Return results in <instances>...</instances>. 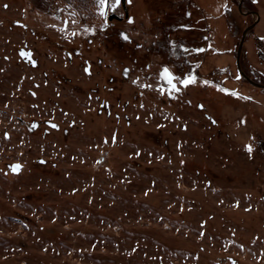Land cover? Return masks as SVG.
I'll use <instances>...</instances> for the list:
<instances>
[{
	"label": "rangeland",
	"instance_id": "1",
	"mask_svg": "<svg viewBox=\"0 0 264 264\" xmlns=\"http://www.w3.org/2000/svg\"><path fill=\"white\" fill-rule=\"evenodd\" d=\"M239 1L0 0V264H264V88L236 64L256 11L264 83V0ZM165 66L194 82L161 92Z\"/></svg>",
	"mask_w": 264,
	"mask_h": 264
},
{
	"label": "snow or ice",
	"instance_id": "2",
	"mask_svg": "<svg viewBox=\"0 0 264 264\" xmlns=\"http://www.w3.org/2000/svg\"><path fill=\"white\" fill-rule=\"evenodd\" d=\"M130 2V0H129ZM120 3V0H114V3L111 4V7L114 9L116 7V5H118ZM95 4H96V12L99 16L101 17H104L106 19L107 17V11L106 9L109 7V0H95ZM68 7L71 8L72 7V4L71 2H69L68 4ZM61 11H63V9H61ZM70 16H75L76 13L75 12H70L69 13ZM71 23L73 25H76L77 24V21L75 19H73L71 21ZM68 24H69V21L68 20H65L63 22V28L62 30H67L68 29ZM102 27L104 25H101ZM81 28H85L89 31H93L95 26H92L91 28H89L87 25H80ZM186 27V26H185ZM76 32L75 31H72V35H75ZM123 38L125 40L129 39V37L127 35H124ZM21 55H28V53H24L22 52ZM34 63V61H33ZM127 74V70H126V73ZM159 78L161 80H164L167 82L169 88L168 89H164L162 86L161 88L159 89L161 92H164V91H167L169 95L172 94V90H176V91H179V88L177 87V84L174 83V79L175 80H179L180 83L184 84V85H188L190 83H193L194 82V77L192 76H188L187 78L185 79H180L178 76H174V73L172 71H170V69L168 67H163V70L159 73ZM145 87H151V85H145ZM222 91H225L227 92L228 89L224 88L222 89ZM55 127V125H53ZM248 148V151L249 153H251L252 151V146L251 145H248L247 146ZM9 167L12 168L13 171H17L19 170L22 166L20 164H15V165H10Z\"/></svg>",
	"mask_w": 264,
	"mask_h": 264
},
{
	"label": "water",
	"instance_id": "3",
	"mask_svg": "<svg viewBox=\"0 0 264 264\" xmlns=\"http://www.w3.org/2000/svg\"><path fill=\"white\" fill-rule=\"evenodd\" d=\"M242 1L243 0H240L239 1V4H238V8H239L240 11H242ZM243 13H248V12H243ZM250 13L256 15V20L254 21V23H252L246 29H244V31L242 33V38H241V41L239 43L238 50H237L236 64H237V68H238L240 74L243 75L247 79V81H249L251 84H253L256 87H263L264 88V83H258V82L253 81L251 78H249L245 74V72L243 71V69L241 68V65H240V54H241V49H242V46H243V42H244L245 35L248 32V30H250L255 25V23L259 20V14H258V12L252 11ZM15 164H19V163H15ZM20 171H21V168L19 170H17V171H13V172L14 173H19Z\"/></svg>",
	"mask_w": 264,
	"mask_h": 264
},
{
	"label": "flooded vegetation",
	"instance_id": "4",
	"mask_svg": "<svg viewBox=\"0 0 264 264\" xmlns=\"http://www.w3.org/2000/svg\"><path fill=\"white\" fill-rule=\"evenodd\" d=\"M242 68V67H241ZM248 76V75H247ZM249 77V76H248ZM250 78V77H249ZM255 82H257V81H255ZM258 83H260V82H258Z\"/></svg>",
	"mask_w": 264,
	"mask_h": 264
}]
</instances>
